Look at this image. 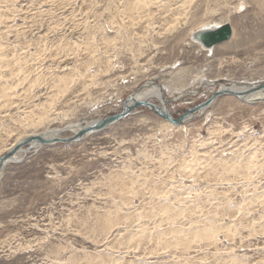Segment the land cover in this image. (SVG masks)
Listing matches in <instances>:
<instances>
[{
  "label": "rangeland",
  "instance_id": "374dc122",
  "mask_svg": "<svg viewBox=\"0 0 264 264\" xmlns=\"http://www.w3.org/2000/svg\"><path fill=\"white\" fill-rule=\"evenodd\" d=\"M149 1L0 0V155L24 134L117 113L150 78L183 80L165 92L175 118L218 89L204 80L264 82V0ZM118 11L134 25L114 29ZM209 22L233 33L203 50L191 37ZM134 112L3 169L0 264H264V102L222 96L179 129Z\"/></svg>",
  "mask_w": 264,
  "mask_h": 264
},
{
  "label": "bare ground",
  "instance_id": "6f19581e",
  "mask_svg": "<svg viewBox=\"0 0 264 264\" xmlns=\"http://www.w3.org/2000/svg\"><path fill=\"white\" fill-rule=\"evenodd\" d=\"M133 1H135V2H133L132 4H129V7H133V6H135L136 7V5H138L142 10L146 7V3L147 2H150L149 0L146 2V1H143V0H133ZM232 1V0H231ZM131 10V9H130ZM124 20H126V21H124ZM132 20L133 19H131L130 20V18L128 17V16H126L125 18H124V15L123 14H121V13H119V11H118V14L114 17V23H115V27H114V25L113 24H111L112 26H113V28L114 29H118V28H121V27H125V25H127V26H129V27H132L134 24H131L132 23ZM222 24H224V23H222ZM215 26V27H213V28H208V27H211V26ZM221 25V24H220ZM217 27H220L219 26V23H217V22H209V23H207L205 26H203V30H199V31H196L195 33H193L192 34V37H191V39L193 40V41H195V42H197L195 39H194V35L196 34V33H199V32H202V31H206L207 29H216ZM122 29V28H121ZM132 30H133V28H132ZM232 33H233V31H232ZM232 36V35H231ZM140 38H142L141 36H139ZM231 38V37H230ZM229 38V39H230ZM139 41H141V43H143L142 42V40H140L139 39ZM140 43V44H141ZM198 43V42H197ZM224 43V42H223ZM218 46V45H217ZM215 47V46H214ZM6 62H9V60H7V58L4 60L3 58H2V60H0V64H4V63H6ZM202 78V77H201ZM195 80V79H194ZM198 79H196V81H197ZM57 81H58V83L60 84V85H62L63 86V80H61V79H57ZM182 79L181 78H174V79H171L170 80V82L167 84V85H164L165 87H162V86H160V84L158 85V84H156L155 83V79H153V78H150V80H149V82H147V83H145L142 87H140V88H138V89H136V91H133V92H131L129 95L130 96H132L131 94H133V98L135 99V100H147V101H149L150 103H152V104H155L153 101L156 99V100H158L159 101V103L160 104H163V106L164 107H166L167 109H168V111L170 112V110H169V108H168V104H170V103H172L173 101L172 100H170L171 98H168L166 95H165V92H166V89H168V88H179V85H181L182 84ZM205 84H203V88L202 89H204V88H207L208 86H214V85H216V83H218L217 85L219 86L218 87V89H222V88H228V89H230V90H234V91H236V90H238V91H241V92H243V91H247V90H249V89H251L252 87H254V86H256V84H260V83H264V82H251L250 84H248V85H244L243 86V84L241 83V82H236V83H234V82H232V83H227V84H224V83H222V84H220L219 82H217V81H203ZM228 82H230V81H228ZM143 83V82H142ZM177 85V86H175V85ZM217 89V90H218ZM61 91V94H63V90H61L60 88H57V92H60ZM193 93H195L194 91L193 92H191V91H189V92H184L183 94H178L177 95V97H176V99L174 100V101H177V100H179L181 97H183V95L184 94H192L193 95ZM11 91H10V89L8 88V87H6V88H2V91H1V95H3V96H5L6 97V99H7V97H8V99L10 98V96H11ZM10 95V96H9ZM128 95V96H129ZM168 95V94H167ZM127 96V97H128ZM243 97H242V99H241V101H243V103L244 104H249V105H251V104H255V103H260V102H264V90H261V91H253V92H251V93H249V94H244V95H242ZM220 99V98H219ZM58 100V97H56V95L53 97V99H51L50 100V102H49V104H41V105H39V106H37V107H39L40 108V110H41V117H39L38 118V120H41V119H47V118H49L50 116H49V114H50V112L51 111H54L55 109V105H56V101ZM124 100H125V98H124ZM123 100V101H124ZM218 100V99H217ZM216 100V101H217ZM211 106V105H210ZM209 106V107H210ZM208 107V108H209ZM121 108V107H120ZM208 108L207 109H205V110H203L202 112H200V113H197V114H195L191 119H194V118H196L197 116H201V114H203V113H205V112H207V110H208ZM120 110V109H119ZM144 111V110H143ZM171 113V112H170ZM115 114V113H114ZM136 113L135 112H133L132 113V115H135ZM110 114H108V116H109ZM132 115H130V116H132ZM108 116H106V117H108ZM104 117H102V118H98V119H103ZM35 118H32L31 119V125L32 126H34L35 125ZM94 120H90V121H88V122H86V123H84V126L85 125H89V124H91L92 122H93ZM188 123V120L186 121V122H184L182 125H180V126H177V127H175V126H173L172 124H170L169 122H167L166 121V124L167 125H169L170 127H174V128H177V129H179L180 127L182 128V127H185L186 126V124ZM168 126V127H169ZM83 126H79V125H72V124H70V125H68L66 128H65V131L64 132H70L71 133V135L73 136L75 133H77L79 130H80V128H82ZM63 131L60 133V132H57V131H51L50 133L47 131V132H45V133H42V134H44V136H46L47 138H49V139H51L52 137H57V138H62L61 136H60V134H63L64 133ZM39 134H41V133H37V134H33V133H31V134H24L21 138H18V139H16L14 142H12L10 145H9V147L7 148V150L3 153V154H1L0 155V157L2 156V155H4V154H6L7 152H9V150H11L13 147H14V145L15 144H17L18 142H21L23 139H25V138H29V137H32V136H37V135H39ZM71 135L70 136H67L66 135V137H71ZM66 137H63V138H66ZM39 149H41V148H39ZM37 151H38V149H37ZM34 152H36V151H28V152H26L25 151V148H23V149H21V151L20 152H18L17 154H15V156H14V161H16V160H19L20 158H22L24 155H27V154H30V153H34ZM236 158V160L238 161L237 162V164L236 165H238V166H240V165H242L243 164V160H245L246 161V166L247 167H249V162L246 160V158L243 156V155H238L237 157H235ZM197 160H203V158L201 157L200 158V156L198 157V159ZM14 161H11V162H14ZM216 162V160H212V162H210L209 163V165L210 166H212L214 163ZM9 163H10V161H9ZM9 163H5L4 165H3V167L1 168V170H0V178L2 177V175H1V172L3 171V169L9 164ZM218 165H219V167H221V168H223V170L225 171V172H234V171H236L235 170V168L232 166V165H230L227 161H226V159H220V160H218ZM191 167V165H188V166H186V169H188V168H190ZM241 168V167H240ZM2 181V180H1ZM215 229H216V226H214V224L212 223L211 225H208V226H201V227H194V228H192V231H196L197 233L198 232H200V235L201 236H203V235H209V234H214V232H215ZM181 231V229H178V232H180ZM164 237H166L167 235L166 234H164L163 235Z\"/></svg>",
  "mask_w": 264,
  "mask_h": 264
},
{
  "label": "water",
  "instance_id": "95a60500",
  "mask_svg": "<svg viewBox=\"0 0 264 264\" xmlns=\"http://www.w3.org/2000/svg\"><path fill=\"white\" fill-rule=\"evenodd\" d=\"M231 35V26L227 23H224L216 29H207L206 31L196 33L194 35V39L198 42L203 50H209L214 46L221 45V43L229 41ZM261 90H264V83L256 84V86L243 92L238 90H230L228 88L215 90L208 95V98L205 101L194 105V107L187 108L184 113L178 118L173 117V115L168 111L166 107L163 106V104L157 105L152 104L147 100H135L133 98V94H131L132 96L129 95L125 98L124 101H122L121 108L117 113L109 115L108 117H104L103 119H94L91 124L83 126L77 133H75L71 137H66L65 139L52 137L51 139H49L43 134H39L37 136L23 139L21 142L15 144L14 147L9 150V152L0 157V170L5 163L14 161L13 159L15 154L20 152L23 148H25V151L28 152L37 151V149L39 148L56 144L66 145L71 143H78L83 138L93 135L94 133L102 132L106 130L108 126L122 121L123 119L132 115V113L136 111V109H146L154 113L157 117L164 120L165 122L167 121L173 126L177 127L182 125L187 120H191V118L195 114L207 109L217 99L222 98V96H231L241 100L243 97L242 95ZM15 162H19V160H16Z\"/></svg>",
  "mask_w": 264,
  "mask_h": 264
}]
</instances>
